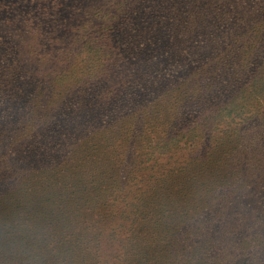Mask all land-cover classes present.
Here are the masks:
<instances>
[{
	"label": "trees",
	"instance_id": "obj_1",
	"mask_svg": "<svg viewBox=\"0 0 264 264\" xmlns=\"http://www.w3.org/2000/svg\"><path fill=\"white\" fill-rule=\"evenodd\" d=\"M5 24L0 264H165L205 209L256 217L264 160L238 144L264 150V0H118L62 58Z\"/></svg>",
	"mask_w": 264,
	"mask_h": 264
},
{
	"label": "rangeland",
	"instance_id": "obj_2",
	"mask_svg": "<svg viewBox=\"0 0 264 264\" xmlns=\"http://www.w3.org/2000/svg\"><path fill=\"white\" fill-rule=\"evenodd\" d=\"M117 2L118 0H0V22L10 26L13 38L17 39L21 47L26 43L27 46L30 45V54L36 60L40 59L39 56H74L93 37L91 32L97 31L96 26L101 22L102 15L112 13ZM117 27L116 25L114 30L113 27L110 30L115 32ZM56 68L62 70L63 64L47 63L39 71L43 74ZM37 87L39 88V83ZM258 137V134L242 135L238 144L243 149L239 154L248 161L247 167L253 171L261 168L262 164L249 162V157L258 155L257 161L264 160V150L255 149L252 152ZM253 189L256 194L250 200L251 208H258L254 219L251 217L239 220L240 214L229 215L227 211L214 213L205 209L207 212L195 216L197 221L183 223L187 232L182 244L178 240L175 244L166 243L163 246V255H171L174 249L175 255L161 258L162 263L264 264V188L258 190L254 186ZM239 211L236 210L237 213ZM169 225L177 227L178 224ZM124 232L128 237L131 235V229ZM109 245L110 243L108 247Z\"/></svg>",
	"mask_w": 264,
	"mask_h": 264
}]
</instances>
